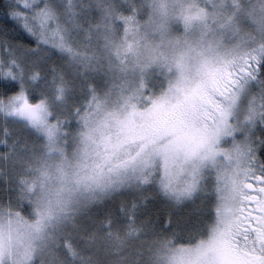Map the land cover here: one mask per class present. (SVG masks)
Segmentation results:
<instances>
[{"label": "snow or ice", "instance_id": "snow-or-ice-1", "mask_svg": "<svg viewBox=\"0 0 264 264\" xmlns=\"http://www.w3.org/2000/svg\"><path fill=\"white\" fill-rule=\"evenodd\" d=\"M0 264H264V0H0Z\"/></svg>", "mask_w": 264, "mask_h": 264}]
</instances>
